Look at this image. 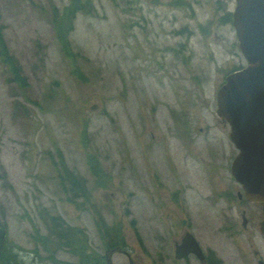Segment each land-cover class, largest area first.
<instances>
[{
    "label": "rangeland",
    "instance_id": "obj_1",
    "mask_svg": "<svg viewBox=\"0 0 264 264\" xmlns=\"http://www.w3.org/2000/svg\"><path fill=\"white\" fill-rule=\"evenodd\" d=\"M90 1L69 58L52 22L70 0H0V217L28 264H80L32 254L50 216L82 229L103 264H183V183L204 187L216 157L234 185L239 150L216 111L247 66L236 0ZM78 177L87 199L67 184Z\"/></svg>",
    "mask_w": 264,
    "mask_h": 264
},
{
    "label": "flooded vegetation",
    "instance_id": "obj_2",
    "mask_svg": "<svg viewBox=\"0 0 264 264\" xmlns=\"http://www.w3.org/2000/svg\"><path fill=\"white\" fill-rule=\"evenodd\" d=\"M230 141L233 143L231 138ZM232 165L230 174L234 185H238L236 194L235 186H228L231 180L227 175L222 174L221 179L220 173L226 169L218 165L216 157L211 158V164L202 167L200 178L205 181L204 187L193 183L197 188L192 184L185 188L188 184L183 183L182 237L174 247L176 251L183 243V259L176 262L264 264V203L251 202L244 197L242 186L232 176ZM109 256L111 254L107 253V264H111Z\"/></svg>",
    "mask_w": 264,
    "mask_h": 264
},
{
    "label": "water",
    "instance_id": "obj_3",
    "mask_svg": "<svg viewBox=\"0 0 264 264\" xmlns=\"http://www.w3.org/2000/svg\"><path fill=\"white\" fill-rule=\"evenodd\" d=\"M233 27L247 66L226 76L216 114L239 150L233 178L247 200L264 203V0H236ZM175 257L183 259V243Z\"/></svg>",
    "mask_w": 264,
    "mask_h": 264
},
{
    "label": "trees",
    "instance_id": "obj_4",
    "mask_svg": "<svg viewBox=\"0 0 264 264\" xmlns=\"http://www.w3.org/2000/svg\"><path fill=\"white\" fill-rule=\"evenodd\" d=\"M93 8L92 1L70 0L69 5L62 11H54L53 27L55 29L59 44L65 55L69 58L76 57L72 52V44L69 35L74 31V21L79 13L91 12ZM0 45H4V39L0 33ZM76 62V61H75ZM16 61L11 58V65L15 66ZM17 72V67H16ZM25 83L24 80H21ZM68 178V177H66ZM67 183V182H66ZM78 196V192L86 194V185L81 179L71 178L67 183ZM80 193V194H82ZM88 198V195H85ZM45 235L38 234L34 238L35 249L32 251L34 256L40 258V251L56 261V255L60 252H68L77 257L80 264H103V258L90 251L87 246V236L84 231L77 226H71L61 217L50 216L45 220ZM40 232V231H39ZM22 250L11 240L7 221L0 217V264H28L21 255ZM44 263V261L41 259ZM32 264H39L32 263Z\"/></svg>",
    "mask_w": 264,
    "mask_h": 264
}]
</instances>
